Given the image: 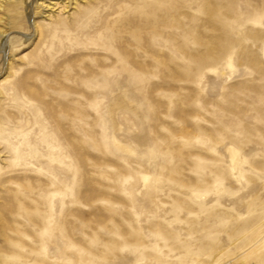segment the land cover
Here are the masks:
<instances>
[{
  "label": "rangeland",
  "instance_id": "374dc122",
  "mask_svg": "<svg viewBox=\"0 0 264 264\" xmlns=\"http://www.w3.org/2000/svg\"><path fill=\"white\" fill-rule=\"evenodd\" d=\"M10 1L0 264H264V0Z\"/></svg>",
  "mask_w": 264,
  "mask_h": 264
},
{
  "label": "bare ground",
  "instance_id": "6f19581e",
  "mask_svg": "<svg viewBox=\"0 0 264 264\" xmlns=\"http://www.w3.org/2000/svg\"><path fill=\"white\" fill-rule=\"evenodd\" d=\"M1 1H2V5L0 6V8H3L5 3H8V2L10 3L11 2L10 0H1ZM34 1L35 0H22V4L24 6H26L27 8H29L30 5L32 3H34ZM36 3L38 4L39 1H36ZM44 5H45V3H42L41 4L42 7ZM47 7H49V5ZM83 13H85V12H83ZM28 14L30 15V13L27 11V15ZM4 20L5 19H3V18L0 17V22H4ZM30 20H31V17H30ZM7 33H8L7 31H1L0 32V52L3 53L5 56H7L8 52L10 50V45H11L10 41L5 39ZM262 55H263V58H264V41H263V44H262ZM122 65L124 67V64H122ZM229 67L232 68V63L231 62H229ZM108 72H109V70H108ZM127 72H129V71H127ZM121 73H122V71H121ZM128 76H130V73L128 74ZM128 84H129V87L134 85L132 83H128ZM51 227L54 228V226H51ZM65 237H68L69 238V234H66ZM69 243H70V241H67L66 242L67 245H69Z\"/></svg>",
  "mask_w": 264,
  "mask_h": 264
}]
</instances>
